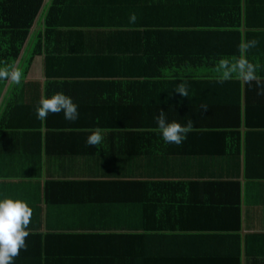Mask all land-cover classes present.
Segmentation results:
<instances>
[{"label":"trees","instance_id":"obj_1","mask_svg":"<svg viewBox=\"0 0 264 264\" xmlns=\"http://www.w3.org/2000/svg\"><path fill=\"white\" fill-rule=\"evenodd\" d=\"M32 30L22 83L16 87L42 89L45 97L103 89L123 99L117 109L99 111L104 126L86 132L76 123L69 130L127 137L140 142H126V151L141 146L149 154L162 147L156 128L162 111L167 122L190 126L180 144L196 139V152L177 154L196 157L202 174L149 183L134 175L139 166L127 161L133 175H93L85 182L167 186L170 195H182L169 201L160 197L162 192L150 191L154 202L147 197L135 205L108 203L98 209L116 224L120 216L138 215L120 247L148 248L151 241L156 245L171 237L186 248L178 257L182 264H264V0H0V43L9 45V39L20 40ZM38 63L41 79L25 84L24 75ZM181 89L184 97L177 93ZM35 107L27 108L33 122L28 128L52 134L50 122L68 121L63 113L39 121ZM156 137L160 142H154ZM59 178L68 177H51ZM49 183L60 182L44 184ZM190 186L201 187L208 197L202 190H182ZM150 256L141 253L138 264H156L164 257Z\"/></svg>","mask_w":264,"mask_h":264},{"label":"crops","instance_id":"obj_2","mask_svg":"<svg viewBox=\"0 0 264 264\" xmlns=\"http://www.w3.org/2000/svg\"><path fill=\"white\" fill-rule=\"evenodd\" d=\"M32 33L33 30L20 40L9 39V45L0 43V73H4L0 75V198L22 200L31 209L29 223L25 228L28 233L24 238L25 248L18 251L12 264H127V261L138 264L141 253L149 254L151 259L156 260L158 254L164 255L162 262L156 264H182L178 257L187 253L186 248L179 246L176 239L171 237L156 242V245L151 241L147 244L150 246L148 248L143 245L135 249L120 247L123 235L129 234L127 229L135 225L138 215L132 213L130 216H120L116 224L98 210L107 207L108 203L115 207L135 205L133 201L147 198L150 191L162 192L160 197L163 195L166 198L162 199L169 201L179 198L181 194L170 195L167 186L152 185L146 189L123 184L85 182L92 179L93 175H133L127 161H134L139 166L135 169L138 174L134 175L145 177L142 181L149 183H158L161 179H164L162 183H168L179 181L176 177L179 175L194 177L202 174L203 171L197 168L196 157L177 154L181 149L196 152V148L192 149L196 139L191 137L179 145L166 144L161 140L162 147L155 146L149 150V154L141 146L126 151V142L138 145L140 141H127V137L109 136L106 132H102L105 135H99L101 139L98 143L86 144V138L90 135H82L80 130H69L71 126L81 123L80 126L85 127L86 132L87 129L104 126L106 123L99 111L117 109L123 100L116 96L118 93H106L103 89H81L68 94L77 105L78 116L81 118L79 122H50L48 125L54 127L52 134L46 133L43 127L28 128L33 123L28 120V106H37L40 99L46 98L42 89H34L33 92L27 87H16L22 83L18 80L21 79L23 63L32 47L29 38ZM40 64H36L24 75L25 84L27 81L41 79L43 71ZM13 72L19 74L16 81L10 78ZM6 109H9V113L3 118ZM60 126L68 127L62 130ZM76 132L80 135H74ZM153 139L156 143L159 141L158 137ZM144 153L147 156L144 157ZM57 175L68 178L51 179ZM159 175L164 178H158ZM168 176L175 177L168 179ZM45 181L60 183L45 185ZM243 182L241 178L242 205L246 198ZM196 187L182 190H202L205 193L203 196L208 197L207 192ZM148 199L155 201L153 196ZM250 211L246 209L245 215ZM244 233L242 227L241 235ZM141 248L143 251H140ZM148 250H151V254ZM92 257L95 258L90 259Z\"/></svg>","mask_w":264,"mask_h":264},{"label":"clouds","instance_id":"obj_3","mask_svg":"<svg viewBox=\"0 0 264 264\" xmlns=\"http://www.w3.org/2000/svg\"><path fill=\"white\" fill-rule=\"evenodd\" d=\"M130 21L135 20V15L129 16ZM4 75V73H0ZM13 81L19 79V74H10ZM184 97L186 93L181 89L178 91ZM50 113H63V118L74 121L78 117L77 105L71 97L62 92H56L46 98L39 100L35 107V116L43 121ZM156 128L164 143L179 145L186 137L190 126L181 125L176 121L167 122L163 112L156 117ZM98 134H92L86 138V144L94 145L100 141ZM31 216L30 207L22 200L12 198H0V264H12L18 251L25 248L24 238L28 235L25 230Z\"/></svg>","mask_w":264,"mask_h":264},{"label":"water","instance_id":"obj_4","mask_svg":"<svg viewBox=\"0 0 264 264\" xmlns=\"http://www.w3.org/2000/svg\"><path fill=\"white\" fill-rule=\"evenodd\" d=\"M242 31H243V29H242ZM243 80V79H242Z\"/></svg>","mask_w":264,"mask_h":264}]
</instances>
